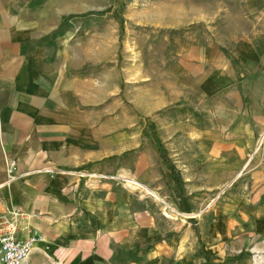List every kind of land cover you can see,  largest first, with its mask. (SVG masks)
I'll list each match as a JSON object with an SVG mask.
<instances>
[{"label": "crops", "instance_id": "crops-1", "mask_svg": "<svg viewBox=\"0 0 264 264\" xmlns=\"http://www.w3.org/2000/svg\"><path fill=\"white\" fill-rule=\"evenodd\" d=\"M84 4L0 0V215L36 213L17 218L18 236H42L26 264L264 257V19L233 36L232 56L191 46L167 82L141 80L142 119L123 106L114 125L112 79L97 74L96 40H80ZM164 107L180 118L149 135L146 114Z\"/></svg>", "mask_w": 264, "mask_h": 264}, {"label": "rangeland", "instance_id": "rangeland-1", "mask_svg": "<svg viewBox=\"0 0 264 264\" xmlns=\"http://www.w3.org/2000/svg\"><path fill=\"white\" fill-rule=\"evenodd\" d=\"M81 2L82 5L87 3L88 10L78 15L81 21L80 40L82 45L96 40L94 49L98 60L97 74L112 79L114 125L120 124L125 118L120 111L123 106L128 108L129 122L142 119L136 91L141 80L146 79V87L153 82V77L160 79L161 85L167 82L172 73L180 72L176 57L188 54L191 46L197 45L199 48L202 45H214L225 55L232 56L237 48L233 36L239 32L248 33L250 26H262L264 19V0ZM89 24H92V32L89 31ZM109 30L112 33L110 56L109 44L105 43L108 41L105 37L109 35ZM105 53L107 60L104 58ZM105 62L106 69L99 67ZM146 115L144 130L149 135H159L163 120L178 119L181 113L175 108L164 107ZM262 261L264 257L256 258L255 262L251 260L250 264H264Z\"/></svg>", "mask_w": 264, "mask_h": 264}, {"label": "built area", "instance_id": "built-area-1", "mask_svg": "<svg viewBox=\"0 0 264 264\" xmlns=\"http://www.w3.org/2000/svg\"><path fill=\"white\" fill-rule=\"evenodd\" d=\"M14 162L8 165V172L13 171ZM128 182L135 183V181ZM35 216L36 213H24L19 208H15L7 214L0 215V264H26L30 253L40 240L41 235L28 234L26 236H18L17 218L22 216Z\"/></svg>", "mask_w": 264, "mask_h": 264}, {"label": "trees", "instance_id": "trees-1", "mask_svg": "<svg viewBox=\"0 0 264 264\" xmlns=\"http://www.w3.org/2000/svg\"><path fill=\"white\" fill-rule=\"evenodd\" d=\"M164 160L167 163H169V160H168L167 157H164ZM170 168L172 170L173 178H174V181H175V191H176V194L178 196L180 206L185 211H188L189 210V207L185 203V197H183V195H182V189H181L182 181L180 179V176H179L178 172L176 171V169H175V167H174V165L172 163H170ZM201 250H202V253H204L205 255L208 254V252H209L207 249H204L203 246L201 247ZM237 257L238 256H236V258ZM151 263H152V261L151 262H146L145 264H151Z\"/></svg>", "mask_w": 264, "mask_h": 264}, {"label": "bare ground", "instance_id": "bare-ground-1", "mask_svg": "<svg viewBox=\"0 0 264 264\" xmlns=\"http://www.w3.org/2000/svg\"><path fill=\"white\" fill-rule=\"evenodd\" d=\"M129 181H133V180L129 179Z\"/></svg>", "mask_w": 264, "mask_h": 264}]
</instances>
